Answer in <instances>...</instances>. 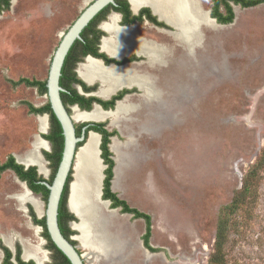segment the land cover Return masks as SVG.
<instances>
[{
  "label": "rangeland",
  "instance_id": "374dc122",
  "mask_svg": "<svg viewBox=\"0 0 264 264\" xmlns=\"http://www.w3.org/2000/svg\"><path fill=\"white\" fill-rule=\"evenodd\" d=\"M92 1L12 0L10 10L0 12V163L10 155L26 160L36 151L48 170L47 176L40 174L51 178L43 155L47 145L36 147L38 140L46 141L39 118L46 117L48 131L49 118L30 113L25 105L41 107L47 97L35 88H14L9 80L47 79L63 34ZM144 31L158 38L155 30ZM209 32L212 41L206 50L181 56L175 64L179 76L165 78L163 93L152 89L157 95L148 97L144 90L143 100L149 102L139 118L134 116L139 120L134 128L122 122L134 121L126 117L135 109L129 101L124 102L130 104L128 110L103 119L118 133L113 144L117 151L112 146L115 193L151 216L150 244L157 252L144 246L145 221L110 210L101 202L100 190L99 197L85 201L93 211L89 229L97 245L94 253L82 241L85 221L80 216L75 230L77 246L89 264H208L221 211L264 148V4L245 10L233 26ZM85 121L77 119L75 124ZM75 173L74 168L73 183ZM25 191L28 187L12 171L0 177V244L19 245L24 255L30 248L49 264L42 228L29 213L31 207L43 218L46 202L33 194L39 214L32 203L18 199ZM78 206L81 214L84 205ZM237 215L225 246L228 264H264V171L255 206Z\"/></svg>",
  "mask_w": 264,
  "mask_h": 264
},
{
  "label": "flooded vegetation",
  "instance_id": "af4514ba",
  "mask_svg": "<svg viewBox=\"0 0 264 264\" xmlns=\"http://www.w3.org/2000/svg\"><path fill=\"white\" fill-rule=\"evenodd\" d=\"M95 1L96 0H93L91 3H89L82 10L79 16L75 19V21ZM133 1L138 2V6L136 8L134 7ZM176 1L178 2L177 3L175 2L174 5L170 6L173 7L172 9H170L172 12L169 11V15L171 16L172 21L163 18L161 14L157 13L153 7H151L149 4L145 2V0H115V4L107 5L89 21L87 26L82 30L80 34V39H77L73 43L72 47L70 48L67 54V56L71 55V57L68 61V64H66L67 73H63L61 75L62 80L65 83H68L70 80H72L73 73H76L77 77L86 84V87H83L82 85L76 82H72L71 87L75 88L79 95H82L87 99L98 98L108 102V101H112L114 98L118 96H122V97L115 101V105L113 108H108V107L105 108L97 101H92L89 110L83 109L78 103H74V104L67 103L65 107L67 108L70 114H71V110H70L71 108L73 112L75 111L76 108L78 112L81 114L82 113L91 114L93 113V111L95 112L97 109L105 114L108 113L113 114L119 102H122L121 105L127 106L126 110H128L130 108V104L124 102L129 101L134 104L135 109L133 110V112L129 113L126 117L127 118L132 117L134 121L130 122L129 121L130 119L129 120L124 119L122 122L126 121L134 128V126H136V124L139 122L138 119H134V116L136 115L139 118L143 104L147 106L149 102L147 100L146 101L143 100L144 90L147 89L145 88L146 81L152 82V86L154 88H152L150 82L148 83L151 91H153L152 89H154V91H158L159 89L160 93L161 92L163 93L164 90L160 88V86L164 85L165 87V78H171L172 77L171 75L173 73L176 74V77L179 76V69L176 68L175 64H178V62L180 61V57L186 56L187 55L186 52L190 55L196 56L198 50H200L199 48H202L201 50L203 51L206 50V47L209 46L210 41H212V35H211L212 33L210 35L207 34L210 33L209 31L211 29L221 30L233 26L235 24L237 17H239L245 10L258 8L264 4L262 3L256 6L246 7L244 5V0H194L195 1L194 5L188 3L187 0L184 1L176 0ZM197 11L198 14H200V16L203 15L205 21L199 18L198 19L195 18L196 16L195 14H197L196 13ZM1 12H5V11H1ZM113 16L116 17L115 28L118 29V31H121L122 34L126 33L130 36V38H125L124 36H122V38L120 39V41L122 42L121 44H118L116 42V40H119V38H117L115 34H113L112 32L106 29V25L109 23L111 24V19ZM231 16H233L234 19L232 22L229 23L227 20ZM75 21L71 24V26L66 30L64 34L68 32V30L72 27ZM144 30H155V34L158 35V38H156L155 36ZM192 31L194 32V34H192ZM218 32H222V31H217V34ZM112 34L114 35L113 39H111ZM197 36L199 40L198 39L196 40ZM106 40H110L116 43L112 47V49L105 48L104 43ZM194 41L197 51L195 50L193 53H190L189 49L194 48ZM181 47L183 48V50L181 49ZM90 62H95L101 68L105 70L111 69L114 72H118V74L121 70L128 69L131 73L130 76L131 82L128 84H122L120 75H116L115 81L120 83L119 86L114 90H111L108 94L104 95V90L107 88H106V84L101 79L91 78L90 80H87L83 76V69L86 65H89ZM102 82L105 85L103 88H102L103 86ZM141 91L143 93H141ZM66 92L68 91L66 90ZM146 92L148 91L146 90ZM156 95L157 94H154V92L153 93L148 92L147 94L148 97H154ZM44 96L47 97V95ZM64 100L68 102L67 97H65ZM136 102L138 103L135 104ZM88 105H89V101H86L84 103V107L86 108L88 107ZM97 105H99L100 108H97ZM74 122L76 123L75 120ZM94 123H104L106 130L110 132L114 131V130H110L109 128L112 125V122L107 123V121L105 120L103 121L86 120L85 122H82L80 125L75 124L76 135L80 130L79 136L77 135L78 137L82 135L84 127H87L85 131V136H86L85 141L81 142L82 145L78 147V150L81 147L86 146L90 138V134H91L90 132H93V131H89V128ZM49 131L47 126V132H46L47 134L45 135H48L50 133ZM97 135L100 136L99 157L102 160L101 158L102 152L100 149V145L102 143L101 142L102 137L100 134ZM117 135L110 137L111 142L109 144V149L112 153V158L115 162V166H116V160H115V154L112 151V146L114 144V138ZM44 142L47 145V147L45 148L47 150L44 152L51 153L53 151L52 143L48 140ZM116 146L114 145L113 149L114 147L116 149ZM44 158L50 168L51 164L46 159L45 155ZM43 163L45 165L44 160ZM113 181H114V177L112 180V191L115 192L114 189L115 181L114 182ZM22 182H24L27 185L26 181H22ZM101 187L103 189V183ZM35 195L37 196L40 195L42 198L41 194H35ZM105 201H109V200H105ZM110 206H111V202H110ZM37 212L41 214L40 209L37 210ZM70 222L72 221H67V216H65L63 222L64 226L66 224L70 226ZM72 237L73 235L70 236V238ZM2 246L4 245L1 242L0 244V247L2 249L1 264H21L19 260H21L23 263H28V264H30V262H33L34 264L37 263L43 264L42 263L43 259L39 258L38 256L39 252L37 251H33L32 249L29 248L32 256H29V258L28 257L25 258L26 254L24 255V252L19 245L13 248L7 246L9 251L4 250ZM46 248H47V241H46ZM47 250L49 251L50 254V261L48 260L49 264H59L55 260V256L50 251V249L47 248Z\"/></svg>",
  "mask_w": 264,
  "mask_h": 264
},
{
  "label": "trees",
  "instance_id": "16d2710c",
  "mask_svg": "<svg viewBox=\"0 0 264 264\" xmlns=\"http://www.w3.org/2000/svg\"><path fill=\"white\" fill-rule=\"evenodd\" d=\"M262 3H264V0H244V5L246 7L256 6ZM10 8H11V0H0V12L9 11ZM233 19H234L233 16H231L228 18L227 21L230 23L233 21ZM70 57L71 55L66 57L62 69V74L67 73L66 64H68ZM72 82H76L82 85L83 87H86V84L77 77L76 73H73V78L68 83H65L61 77L60 85L68 91L61 93V97L65 106L67 103L70 104L78 103L83 109L89 110L92 101H97L105 108L107 107L113 108L115 105V101L122 97V96H118L114 98L112 101H108V102L98 98L87 99L84 96L79 95L75 88L71 87ZM9 83H11L14 88H17L21 85H24L25 87L35 88L38 91V93L42 96L47 95L48 92L47 79L37 80V79H29V78H20L17 81L9 80ZM65 97L68 98V102L64 100ZM86 101H89V105L88 107L85 108L84 103ZM25 105H27L30 113L35 115H47L49 117L50 133L48 135H43V137L46 140L50 141L53 146V151L51 153L44 152L46 159L51 164L50 166L51 178L45 179L44 176L38 172V168L35 166L26 168L24 165L18 163L13 155L8 156L5 162L0 163V177L5 172L12 171L21 181H26L30 190H32L35 194H41L42 199L45 202H47L49 196V190L43 184V182H48L50 184L53 182V179L61 162L62 153L64 149L63 130L59 120L57 119L56 115L52 110L49 101H47L43 106L38 108L34 107L32 104L27 102L25 103ZM89 131H93L97 134H100L102 137V141H101L102 143L100 145V149L102 152L101 158L103 160L104 165L106 166L104 170V180H103V189H102L103 200H109L111 202V208L120 209L121 213L123 214L132 215L135 219H143L146 223V233L142 238L144 246L152 252H157V249L152 248L150 244L151 227H152L151 216L139 211L138 209L130 207L125 200L121 199L117 195V193L112 191V180L114 177L115 162L112 158V153L109 149V144L111 142L110 137L115 136L118 133L116 131L110 132L106 130L104 123H94L89 128ZM79 134H80V130L78 131L77 135L79 136ZM81 145L82 143H79L78 147H80ZM263 171H264V148L262 149L261 154L256 160V162L250 167L247 174L244 175L241 189L237 190L231 202L227 206H225L221 211L220 219L217 225L216 238L214 242V251L210 255L208 264H228V260L226 259V252H225V246L228 241V233L233 227V225H235L236 223L235 221L237 219L236 217L238 216L237 214L241 212L244 214L249 213L250 209L253 208V206H255L258 197V185L261 180V174ZM71 181H72V171L68 177V181L61 198L58 221L63 235L73 245H77V241L72 240L70 238V236L72 235L75 236L77 232L67 224L64 226L63 223L65 216H67V221H76V222L78 221L77 217L73 213L69 212L67 209L69 185ZM29 213L30 216L32 217L33 222L42 228V236L47 241V248L50 249V251L53 253V255L55 256V260L59 264H71L70 260L53 243L49 235V232L47 230L45 217L43 218L37 217L33 208L31 207L29 208ZM2 248L6 251H9V249L6 246L5 247L2 246ZM19 261L21 262V264H28V263H23L21 260ZM30 264H34V263L30 262Z\"/></svg>",
  "mask_w": 264,
  "mask_h": 264
},
{
  "label": "bare ground",
  "instance_id": "6f19581e",
  "mask_svg": "<svg viewBox=\"0 0 264 264\" xmlns=\"http://www.w3.org/2000/svg\"><path fill=\"white\" fill-rule=\"evenodd\" d=\"M145 2L147 4H149L151 7H153L157 13L161 14V16L163 18H165L169 21H172V18L169 15V11H171L170 9H172L173 7H170V6L174 5V3L175 2L177 3L178 1H176V0H169V1H166V0L165 1L164 0H145ZM187 2L190 4H193V5L195 4L194 0H187ZM133 4H134L135 8L138 6V2L133 1ZM175 6H176V4H175ZM196 13H197V14H195L196 19L199 18V19H202L203 21H205V18L203 17V15L200 16V14H198V11ZM173 21H174V19H173ZM115 22H116V17L113 16L111 19V24L106 26V29L108 31L112 32L113 34H115L117 36V38H119V40H116V42L118 44H121L122 42L120 41V39L122 38V36H124L125 38H130V36L126 33L122 34L121 31H118L115 28ZM202 23H205V22H202ZM192 34H194L193 31H192ZM115 44L116 43H114L110 40H106L104 43V46L107 49H112V47ZM194 46H195V41H194ZM116 75H120L122 84H128L131 82V78H130L131 73L128 69H123L118 74V72H114L111 69L105 70V69L101 68L95 62H90L89 65H86L83 69V76L85 79L90 80L91 78H99L106 84L107 89L104 90V95L108 94L111 90H114L115 88H117L119 86L120 83L115 81ZM148 83L149 82H147V81L145 82V88H147L146 90L148 92H150V88H149ZM126 109H127V106L121 105L118 108V111L113 113V114L119 115L121 112H124ZM75 112L78 113L76 115V117L73 116L75 121L77 119H79V120H95V121L96 120H103L106 117H108L109 115H111V113H108V114L102 113L98 109L91 114L90 113L89 114H87V113L81 114L78 112V110L76 108H75ZM116 117H117V115H114V118H116ZM46 120H47L46 117H40L39 118L41 131L44 133L47 132ZM99 138H100L99 135L91 133L86 147L81 149L80 152L77 154L76 162H75V170H76L75 178H76V180L71 186V197H70V208H71V210L73 212H77L78 215L80 217H82L83 220L85 221V224L81 227V231L83 233L82 241L84 242L85 245H87L88 247L91 248V251H92L91 253H94L93 251H96L94 246H97V245L94 242L93 238L91 237V232L89 229L93 211L88 209V208H90V205H88L85 201L90 199V197H95L96 195H98V197H99V195H100L101 182L103 179V174H102L103 166L101 165L100 159L98 157L99 156L98 144L100 142ZM45 146H46V143L41 139L36 142L37 148H41V147H45ZM113 150L117 151V146H116V149L114 147ZM19 160H20V162H22L24 164L31 163V164L38 166L40 173L43 174L44 176H47L48 170L46 169V167L43 163V160L40 158V156H38L36 151L28 154V156L26 157V160H24V159H19ZM31 164H29V165H31ZM80 187H81V189H80ZM18 199L23 200V201H27V202L29 201L36 207L37 210L40 209L39 201L34 197L33 194H31L28 191H25V193L19 195ZM78 204H81V205L85 204L83 206V209L81 210V212H82L81 214H80L79 210L77 209L79 207ZM74 228H79V227L74 226ZM25 254H26L25 258L32 256L31 251L29 249H26Z\"/></svg>",
  "mask_w": 264,
  "mask_h": 264
},
{
  "label": "water",
  "instance_id": "95a60500",
  "mask_svg": "<svg viewBox=\"0 0 264 264\" xmlns=\"http://www.w3.org/2000/svg\"><path fill=\"white\" fill-rule=\"evenodd\" d=\"M109 4H115V0H96L75 21V23L68 30V32L64 34L60 45L58 46V48L54 53L47 79V89H48L47 99L50 102L52 110L62 126L63 135H64V149L62 153L61 162L59 164L53 182L51 184L48 182H43V184L49 190V196L46 202V209L42 217H45L46 219L47 230L49 232V235L53 243L70 260L71 264H89V263L87 262L85 255L79 252L80 249L79 246L73 245L63 235L58 221L59 206L65 186L68 181V177L71 171L74 170L75 168L76 157L78 154V144L85 141L86 138L85 131L87 127H84L83 133L80 137L76 135V126H75L74 118L65 107L61 97V93L66 92V89H64L60 85V78L62 75V68L66 56L70 48L72 47L73 43L77 39H80V34L82 30L87 26L89 21ZM121 103L122 102H119L118 105ZM118 105L116 106L115 111ZM97 108H100V106L97 105ZM90 133H94V132H90ZM17 162L24 165L26 168L35 166V165L24 164L18 160ZM102 165H103V161H102ZM115 171H116V166L114 167V181L116 179ZM38 172L40 173L39 168H38ZM103 180H104V174L101 185L103 183ZM72 184L73 182L70 183L69 190H71ZM28 190L30 193L34 194L29 188ZM101 191H102V187H101ZM70 197H71V193L68 197V202H67L68 209L71 213H73L77 217V219L81 220L78 213L73 212L70 208ZM100 200L102 203L107 204V206L110 207V202L102 199V192L100 195ZM110 210L117 211V209H110ZM77 224L79 223L76 221H72L70 222V227L73 230L78 231L77 228H74V226L76 227ZM71 239L76 240L75 236H73Z\"/></svg>",
  "mask_w": 264,
  "mask_h": 264
}]
</instances>
